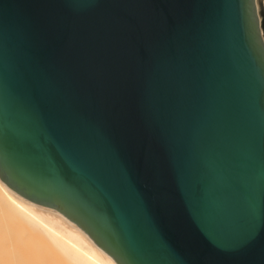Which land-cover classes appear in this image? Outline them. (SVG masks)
Here are the masks:
<instances>
[{
    "label": "snow or ice",
    "instance_id": "6c2138e0",
    "mask_svg": "<svg viewBox=\"0 0 264 264\" xmlns=\"http://www.w3.org/2000/svg\"><path fill=\"white\" fill-rule=\"evenodd\" d=\"M84 3L91 6L93 0ZM172 3L171 27L148 13L139 16L137 25L150 46L161 38L175 45V56L163 70L158 63L145 67L137 62L129 25L122 19H103L87 31L74 29L68 35L64 25L40 16L30 27V60L22 83L13 71L14 32L7 34L0 18V166L25 154L29 144L59 140L76 165V175L60 173L64 184L80 177L103 193L131 191L116 136L118 130L125 132L117 105L123 87L133 79L142 83L139 112L145 130L155 129L163 144L177 135L204 143L214 131V114L191 52L192 38L210 10L230 7L231 0ZM247 153L258 177L243 201L228 194L241 190L235 169L226 173L196 165L190 170V196L200 204L210 240L207 250L178 247L150 214L138 244L127 253L129 264H229L254 244L258 224H264V135L249 141ZM162 184L160 169L146 162L143 187L135 198L140 209L167 207ZM136 221L137 216L130 219L133 225Z\"/></svg>",
    "mask_w": 264,
    "mask_h": 264
},
{
    "label": "water",
    "instance_id": "95a60500",
    "mask_svg": "<svg viewBox=\"0 0 264 264\" xmlns=\"http://www.w3.org/2000/svg\"><path fill=\"white\" fill-rule=\"evenodd\" d=\"M143 13L159 17L168 28L175 18V5L172 0H93L91 6L84 0H0L5 32H14L13 71L21 83L30 60V27L40 16L64 25L68 35L74 29L87 31L103 19H122L129 25L137 62L145 67L158 63L163 70L175 56V45L164 38L151 46L146 43L137 27ZM191 52L213 107L214 131L204 143L177 135L163 144L155 129L145 130L139 112L142 83L133 79L123 87L117 105L125 132L121 135L118 130L116 136V146L129 168L131 191L103 193L80 177L72 185L64 184L60 173L76 175V165L59 140L27 145L25 154L0 166V181L28 201L57 210L116 264H129L127 253L138 244L150 214L178 247L207 250L210 240L200 204L190 196L191 168L199 165L226 173L235 169L241 190L228 194L241 201L258 177L248 165L247 153L249 141L264 135V41L255 0H231L230 7L210 10L194 32ZM146 162L163 174L167 196L163 209L155 204L140 209L136 203ZM133 216H137L135 225L130 222ZM258 227V240L229 264H264V224Z\"/></svg>",
    "mask_w": 264,
    "mask_h": 264
},
{
    "label": "bare ground",
    "instance_id": "6f19581e",
    "mask_svg": "<svg viewBox=\"0 0 264 264\" xmlns=\"http://www.w3.org/2000/svg\"><path fill=\"white\" fill-rule=\"evenodd\" d=\"M261 4L255 0L264 41ZM110 259L116 264L57 210L28 201L0 181V264H108Z\"/></svg>",
    "mask_w": 264,
    "mask_h": 264
},
{
    "label": "rangeland",
    "instance_id": "374dc122",
    "mask_svg": "<svg viewBox=\"0 0 264 264\" xmlns=\"http://www.w3.org/2000/svg\"><path fill=\"white\" fill-rule=\"evenodd\" d=\"M263 2H264V0H260V4ZM261 18H262V25H263V29H264V9H263L262 4H261Z\"/></svg>",
    "mask_w": 264,
    "mask_h": 264
}]
</instances>
